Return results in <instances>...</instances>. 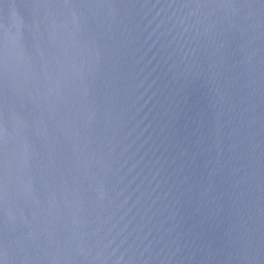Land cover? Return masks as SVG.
Returning <instances> with one entry per match:
<instances>
[{
	"label": "water",
	"instance_id": "obj_1",
	"mask_svg": "<svg viewBox=\"0 0 264 264\" xmlns=\"http://www.w3.org/2000/svg\"><path fill=\"white\" fill-rule=\"evenodd\" d=\"M0 264H264V0H0Z\"/></svg>",
	"mask_w": 264,
	"mask_h": 264
}]
</instances>
